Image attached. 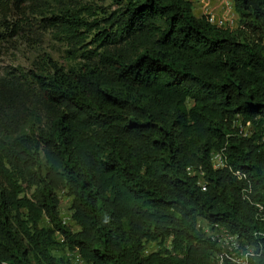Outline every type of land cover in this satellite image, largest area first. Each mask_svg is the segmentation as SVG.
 <instances>
[{
    "label": "trees",
    "instance_id": "1",
    "mask_svg": "<svg viewBox=\"0 0 264 264\" xmlns=\"http://www.w3.org/2000/svg\"><path fill=\"white\" fill-rule=\"evenodd\" d=\"M67 1L0 0L3 36L39 17L75 60L0 80V264H217L222 231L264 264V0H227L235 30L191 0Z\"/></svg>",
    "mask_w": 264,
    "mask_h": 264
},
{
    "label": "rangeland",
    "instance_id": "2",
    "mask_svg": "<svg viewBox=\"0 0 264 264\" xmlns=\"http://www.w3.org/2000/svg\"><path fill=\"white\" fill-rule=\"evenodd\" d=\"M191 1L194 3V10L197 16L214 14L225 22L227 21L228 28L237 29L239 20L235 11H229L231 13L229 19L224 14L225 10L223 11L222 7L227 0ZM67 2H72L71 4L77 5L78 8L90 7L93 9L92 11L101 7V10L96 9L99 12V19L102 18L103 12L109 13L115 9L109 1L105 0H68ZM30 22L33 26L24 28L25 30L18 35H13L12 37L3 36V31L0 32V80L18 76L26 84V78L35 71L37 64L48 59L65 68H70L74 64V58L68 53L70 46L59 34V30L48 26V23L41 21L39 17L31 18ZM244 37L247 40L254 39L249 32ZM81 38H86L87 41L82 43V49L77 56V61L82 60L81 54L85 49L95 50L97 48L96 44L92 42L93 37L91 34L85 33ZM70 208V202L62 199L61 216L66 224L72 223ZM152 251H154V248L149 247L147 252L151 253Z\"/></svg>",
    "mask_w": 264,
    "mask_h": 264
},
{
    "label": "built area",
    "instance_id": "3",
    "mask_svg": "<svg viewBox=\"0 0 264 264\" xmlns=\"http://www.w3.org/2000/svg\"><path fill=\"white\" fill-rule=\"evenodd\" d=\"M223 7L228 13V19L230 18L231 13L229 11H234V7L230 1H227ZM210 22L218 26H226L227 21L218 18L216 15H210ZM250 123H247L246 126H240V133L246 136L247 129L249 128ZM214 169H221L226 167L227 157L224 152H217L213 154L212 157ZM189 173L191 176L198 178V184L206 190V183L204 182L205 173L201 168H190ZM218 239L219 244L222 247V253L218 256V264H226L228 261L231 264H248L249 256L253 255V251L246 247V250L241 248L238 237L228 234L226 231H222V234L214 233Z\"/></svg>",
    "mask_w": 264,
    "mask_h": 264
},
{
    "label": "clouds",
    "instance_id": "4",
    "mask_svg": "<svg viewBox=\"0 0 264 264\" xmlns=\"http://www.w3.org/2000/svg\"><path fill=\"white\" fill-rule=\"evenodd\" d=\"M226 4V3H225ZM223 7H225V6H223ZM244 250H246V248H243ZM252 251H253V249L252 248H250ZM253 255H254V251H253ZM252 255V256H253ZM67 256L70 258V260H71V264H72V262H74V264H87L85 261H84V259H83V257H82V255H81V253H80V251L78 250V249H75L74 251H71V252H68L67 253ZM250 257V256H249ZM228 261H226V264H231V263H227ZM217 264H218V261H217ZM248 264H249V259H248Z\"/></svg>",
    "mask_w": 264,
    "mask_h": 264
},
{
    "label": "crops",
    "instance_id": "5",
    "mask_svg": "<svg viewBox=\"0 0 264 264\" xmlns=\"http://www.w3.org/2000/svg\"><path fill=\"white\" fill-rule=\"evenodd\" d=\"M221 2H222V1H221ZM225 3H226V2H225ZM225 3H224V4H225ZM222 8H223V7H222ZM224 14H225L226 17H228V13H227L226 11H224Z\"/></svg>",
    "mask_w": 264,
    "mask_h": 264
}]
</instances>
